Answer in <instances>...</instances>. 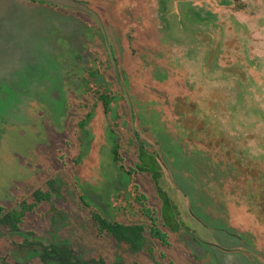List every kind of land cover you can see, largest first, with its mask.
I'll return each mask as SVG.
<instances>
[{"label":"rangeland","instance_id":"rangeland-1","mask_svg":"<svg viewBox=\"0 0 264 264\" xmlns=\"http://www.w3.org/2000/svg\"><path fill=\"white\" fill-rule=\"evenodd\" d=\"M80 1L103 20L131 105L92 18L0 0V205L19 209L60 179L58 221L41 202L24 229L48 243L66 238L85 259L150 264L101 239L89 215L144 221L142 191L148 206H160L147 173H126L142 145L158 158L161 186L189 228L179 237L202 264H264V0ZM87 80L116 95L109 113L87 94ZM71 99L95 106L83 131L77 121L88 109ZM250 167L262 172L252 179ZM22 241L1 234L0 253L40 264L37 252L19 250Z\"/></svg>","mask_w":264,"mask_h":264},{"label":"trees","instance_id":"trees-1","mask_svg":"<svg viewBox=\"0 0 264 264\" xmlns=\"http://www.w3.org/2000/svg\"><path fill=\"white\" fill-rule=\"evenodd\" d=\"M50 6L55 5L52 4ZM58 7L67 9L66 7ZM79 13L87 14L83 11H79ZM87 15L93 19L95 24H97L92 16L89 14ZM114 79L117 81L116 77ZM87 81V94L90 93L91 96L95 98V103L98 102V100L102 101L106 112L109 113L110 104L115 99L116 95L113 94L112 91H108L105 88V85H98L96 83L94 86L93 84L90 85L89 80ZM74 94L75 92L72 93V95ZM84 95L82 98L86 99L87 96ZM71 102L76 104L77 108L78 106L79 108H82L83 106L88 109L85 116L77 121L80 131H83L84 127L89 123L94 115L95 106H86L85 102L83 104L79 101L76 103L73 102L72 99ZM81 104L83 105L81 106ZM71 108L74 109L72 104ZM134 136H136L135 133ZM53 141V150L57 149L58 154V150L62 147V145H55L58 141ZM120 147L121 146L117 144L113 150L116 162H123ZM138 149L137 161L134 165L126 168V173L131 176L138 174L143 175L147 173L153 183V186L155 187L160 201V206L156 208L148 206L146 203L147 194L145 191H142L137 194L136 202H139L140 204L138 209L145 217L144 221H112L105 217L101 211L96 209L91 210L89 215L93 222L92 225L95 227L94 231L101 236V239H106V241L110 242L114 246L121 245L127 251L136 256L143 255L148 257L150 259V264H202L203 261L199 260L192 253L188 245L179 237L183 229L189 230V228L182 222L180 217L181 213L177 203H175L168 192L161 186L162 172L158 158L155 153L146 149V146L139 145ZM81 155L82 153L74 159L75 162L80 160ZM62 156H65V153H63ZM257 172H262V170L250 167V176L252 179L255 178V174ZM61 182L62 181L57 178L50 179L48 181L49 190H45L43 188L35 189L32 193L34 201L32 203L27 200L22 201L19 209L6 208L5 206L0 205V235L3 233L21 235L23 237V241L19 244V250L25 253L30 251L37 252L38 262H40V264H139L137 261H113V263H111L102 256L99 258L85 259L78 255L76 248L68 239L63 238L56 240L55 242L48 243L40 238L36 231L23 228L27 212L32 211L41 202L51 204V214L54 222L58 221V216L61 214V208L53 204V193L55 192L58 195L61 194ZM73 184L77 185V181L75 180V183ZM262 200L263 202L260 203V211L261 220L264 222V199ZM79 206L82 208L83 212H86L88 208H92L91 202L87 199L86 194L83 192L79 194ZM173 237L174 239H172ZM150 242H152L151 246H149ZM163 248H165L168 253L162 250ZM173 254H176L178 257H175V259L172 258ZM0 264H32V261H23L18 259L11 260L0 253Z\"/></svg>","mask_w":264,"mask_h":264},{"label":"water","instance_id":"water-1","mask_svg":"<svg viewBox=\"0 0 264 264\" xmlns=\"http://www.w3.org/2000/svg\"><path fill=\"white\" fill-rule=\"evenodd\" d=\"M35 1H42V2H46V3H49V4L56 5V6H61V7H66V8H72V9H75V10L83 11V12L89 14L90 16H92L95 19V21L97 22V24L99 25V27L102 29V32H103V34L105 36L108 53H109V56H110V59H111L113 65L115 67V71H116L117 78H118L120 84L123 87L124 95H125L127 101L131 105V102H130V98H129L127 89L125 87L124 82L122 81V78H121V75H120V70H119V68L117 66V59H116V57L114 55L113 48L109 44V39H108V36H107V31L105 29L103 20L100 17V15L95 10H93L91 7H89L87 4L81 2L80 0H35ZM136 137L138 138V135L137 134H136Z\"/></svg>","mask_w":264,"mask_h":264},{"label":"flooded vegetation","instance_id":"flooded-vegetation-1","mask_svg":"<svg viewBox=\"0 0 264 264\" xmlns=\"http://www.w3.org/2000/svg\"><path fill=\"white\" fill-rule=\"evenodd\" d=\"M82 2V1H81ZM84 3V2H83Z\"/></svg>","mask_w":264,"mask_h":264}]
</instances>
